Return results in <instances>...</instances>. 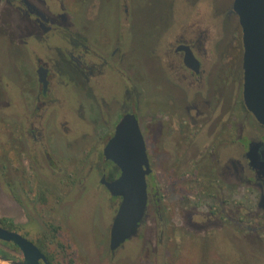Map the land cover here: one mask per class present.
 I'll return each mask as SVG.
<instances>
[{"label":"flooded vegetation","instance_id":"flooded-vegetation-1","mask_svg":"<svg viewBox=\"0 0 264 264\" xmlns=\"http://www.w3.org/2000/svg\"><path fill=\"white\" fill-rule=\"evenodd\" d=\"M104 2L0 0V123L13 127L8 142L15 136L27 146L19 154L10 149L13 145L8 148L10 161L18 165L22 157L31 159L34 175L49 180L44 195L51 186L62 194L63 185L70 189L66 198L55 196L54 203L55 209L63 206L59 214L67 223L71 204L84 195L107 198L114 212L107 237L111 264L121 263L118 255L127 247L138 251V264L144 239L150 240L162 261L170 248L182 251L188 238L199 242L194 247L202 251L200 264H209V259L210 264H221L225 254L228 262L234 261L236 252L244 254L238 264H264V124L244 99V42L238 15L232 6L224 10L227 18L236 17L239 44L221 43L210 23L183 30L164 52L163 77V68L156 74L149 67L151 80L136 59L135 47H125L120 34L130 23L132 0L118 2L115 18L124 22H119L120 30L103 20ZM53 38L67 42L57 53ZM59 61L64 64L61 71L69 70L67 77L83 91L91 82L101 86L108 73L117 74L125 99L105 106L94 98L82 102L78 121L83 127L74 133L58 115L65 98L60 91L67 87L58 74ZM5 73L14 78V87L3 82ZM161 85L178 97L163 93ZM127 116L136 119L144 140L147 205L136 234L112 250L111 228L123 197L113 195L103 179L120 178L122 168L107 159L105 148ZM3 168L9 174L3 170L0 182L8 193L18 189L26 204H43L42 198L27 196L19 177L10 176V166ZM56 174L61 176L58 181ZM55 209L51 206L46 213L54 215ZM38 211L33 210L35 223L24 224L27 230L43 225L39 216L44 210ZM0 219L1 227L34 242L55 264L48 247L62 225L47 224L50 234L34 240L14 217ZM57 247L63 244L57 242ZM21 260L18 245L0 239V264Z\"/></svg>","mask_w":264,"mask_h":264},{"label":"rangeland","instance_id":"rangeland-1","mask_svg":"<svg viewBox=\"0 0 264 264\" xmlns=\"http://www.w3.org/2000/svg\"><path fill=\"white\" fill-rule=\"evenodd\" d=\"M118 2L119 0H106L101 12L103 20L112 29H118L119 22L124 23L123 18L120 16L118 19L115 18V13L118 11ZM232 3L233 0H132L131 16L127 19V22L130 23H128L127 28L121 29L122 32L120 34L125 47H135L136 59L142 68L145 67L148 70L150 79L152 80L153 73L150 72L149 67L156 74L163 68L161 73L163 77L166 69L163 66L165 64L163 60L164 52L169 49L170 44L183 30H197L199 25L203 26L205 23H210L212 33L217 35L216 38H219L221 43L228 41V44H230L233 41L239 44L238 36H236V17L232 14L230 18H227L224 11L230 8ZM52 44H54V53H57V50H61L67 42L64 39L53 38ZM233 47L234 51H236L237 47L235 44ZM43 50V47H41L42 53ZM47 53L54 55L50 51H47ZM57 66L60 69H58L59 77L63 81L65 80L67 84V87L64 85L61 88L62 91H60L65 98H63V108L58 115L62 116L61 119L64 118L63 121H68L66 126L74 133L83 127V124L78 121V107L82 102L94 98L93 100L98 104L105 106L108 102L125 99L122 78L115 73H108L105 80L103 79L101 86L91 82L89 86L87 84L86 91H83L81 87L76 86L67 77L69 70L61 71L64 69L63 62L59 61ZM143 70L145 71V69ZM166 73L168 74L169 71ZM162 77L160 74L158 75L160 82L166 85V82L162 81L165 80ZM140 78L143 77L140 76ZM3 82L9 84L10 87H14L16 83L14 78L7 73H5ZM161 90L165 94H170L172 98L178 97L173 89L162 86ZM14 94L17 95L16 93ZM7 125L0 123V173L4 170L5 174H9L8 168L4 169L3 166L5 164L10 166V176L16 175L19 177L18 179L22 181L23 188L28 194L27 196L29 198L31 196H33L32 198L40 197L43 199V204L37 206L26 204L23 194L19 193L18 189L12 188L11 193H8V188L4 186V182H0V216L14 217L16 222L20 224V228L24 229L26 222L30 224L34 222L32 218L33 210L39 213L38 208H43L44 213L39 214L43 225H39L35 230H27L26 228L25 230L30 237L37 240L41 238V234H50L49 229H46L47 224L53 223L54 225L60 224L63 226L60 235L54 236L55 238H52L53 242L48 247L55 264H111L108 261L107 237L114 212L111 209L110 202L105 197L96 199L91 197L90 194L84 195L77 202L71 204L72 209L66 214L69 226L63 220L62 215L59 214L63 206L58 205L57 209H55L56 205L54 203L56 202L55 196H64L70 189H66L67 186L63 185L65 188L62 194L60 188L51 186V191L44 195L45 186L50 185L46 183L49 180L42 176L37 178L34 175V166H32L34 164L30 162L31 159L22 157L18 165L10 161L8 148L13 145V148L10 149L15 148L14 151L19 154L20 148L25 149L27 146H21V140H17L15 136H11L13 139L11 138L8 142L10 129ZM11 128L13 129V127ZM16 136H18V133ZM57 177L56 180L58 181L61 176L58 175ZM64 197L66 198V196ZM46 200L48 203H46ZM51 206L55 209L56 214L54 215L46 213V209ZM57 242H61L63 248L57 247ZM129 242L130 240L124 246ZM186 244L191 245V247L186 246ZM198 244V241L188 238L182 251H178L177 247L174 246L165 254L164 260L161 259L162 261H160L154 248H152L150 240L144 239V241L142 240V247H140L139 253L142 258H140L138 264H200L202 251L198 250L200 248L194 247ZM127 249L128 251L125 252L120 251L118 259L121 258V263L118 264H137L135 261H137L138 251L135 252L134 247H127ZM234 257V261L228 262L225 254L222 259L224 261L221 264H238L239 261L244 260V254L240 252H236ZM210 262L211 260L209 259L208 263L210 264Z\"/></svg>","mask_w":264,"mask_h":264},{"label":"water","instance_id":"water-1","mask_svg":"<svg viewBox=\"0 0 264 264\" xmlns=\"http://www.w3.org/2000/svg\"><path fill=\"white\" fill-rule=\"evenodd\" d=\"M243 30L245 70L244 99L250 111L264 124V0H233ZM107 159L122 168L120 178L103 182L113 195H121L122 203L114 218L110 247H120L136 234L147 205V186L143 166H147L144 140L136 119L127 116L105 148ZM0 239L18 245L23 260L18 264H51L34 242L20 233L0 226Z\"/></svg>","mask_w":264,"mask_h":264},{"label":"trees","instance_id":"trees-1","mask_svg":"<svg viewBox=\"0 0 264 264\" xmlns=\"http://www.w3.org/2000/svg\"><path fill=\"white\" fill-rule=\"evenodd\" d=\"M0 220H2V219H0Z\"/></svg>","mask_w":264,"mask_h":264}]
</instances>
